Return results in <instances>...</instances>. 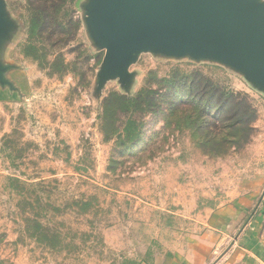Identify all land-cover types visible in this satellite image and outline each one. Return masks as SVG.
<instances>
[{
    "label": "rangeland",
    "instance_id": "rangeland-1",
    "mask_svg": "<svg viewBox=\"0 0 264 264\" xmlns=\"http://www.w3.org/2000/svg\"><path fill=\"white\" fill-rule=\"evenodd\" d=\"M100 11L0 0V264H219L264 232V78L159 44L116 63Z\"/></svg>",
    "mask_w": 264,
    "mask_h": 264
},
{
    "label": "water",
    "instance_id": "water-1",
    "mask_svg": "<svg viewBox=\"0 0 264 264\" xmlns=\"http://www.w3.org/2000/svg\"><path fill=\"white\" fill-rule=\"evenodd\" d=\"M250 0H101L96 20L124 62L150 44L200 49L232 59L264 78V19Z\"/></svg>",
    "mask_w": 264,
    "mask_h": 264
},
{
    "label": "crops",
    "instance_id": "crops-1",
    "mask_svg": "<svg viewBox=\"0 0 264 264\" xmlns=\"http://www.w3.org/2000/svg\"><path fill=\"white\" fill-rule=\"evenodd\" d=\"M259 216L263 218L264 212H260ZM245 230L239 233L224 255L227 262L224 259L219 264H264V232H256L253 227ZM231 257L232 260L228 259Z\"/></svg>",
    "mask_w": 264,
    "mask_h": 264
},
{
    "label": "trees",
    "instance_id": "trees-1",
    "mask_svg": "<svg viewBox=\"0 0 264 264\" xmlns=\"http://www.w3.org/2000/svg\"><path fill=\"white\" fill-rule=\"evenodd\" d=\"M140 94H141V92H140ZM140 97H141V95H140Z\"/></svg>",
    "mask_w": 264,
    "mask_h": 264
}]
</instances>
